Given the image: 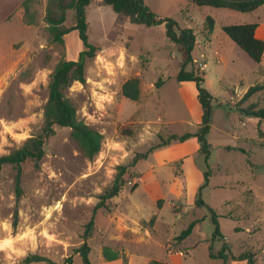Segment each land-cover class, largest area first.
<instances>
[{"label": "rangeland", "instance_id": "obj_1", "mask_svg": "<svg viewBox=\"0 0 264 264\" xmlns=\"http://www.w3.org/2000/svg\"><path fill=\"white\" fill-rule=\"evenodd\" d=\"M145 1L158 15L172 17L197 34L195 66L204 73V86L213 97L208 134L212 153L207 164L193 135L154 150L131 167L119 194L95 214L93 235L87 239L92 264H149L152 259L169 264H224L223 259L210 256L224 245L228 254L251 251L257 262L264 263V117L242 111L264 109V88L243 98L251 86L264 85V56L257 63L246 53L238 54L242 50L223 30L229 24H264V6L243 12L199 6L192 0ZM46 4L47 0H29L25 24L12 21L13 66L3 83L0 80V155L43 131L51 73L60 60L78 59L84 49L77 30L64 36L63 45L51 41L44 20ZM27 14L34 17L31 24ZM87 16L89 40L99 50L87 61L82 89L73 92L70 87L67 95L78 116L104 134L102 150L94 159L87 158L72 138L71 128L56 125L39 165L32 159L22 163L20 196L18 167L3 166L0 264H17L29 253L56 264H83L78 248L86 240L85 225L100 194L113 184L118 167L172 134H196L201 127L204 111L196 83L177 79L181 53L170 43L164 24L132 23L102 0L88 6ZM209 16L215 20L212 43L205 41ZM74 23L70 10L66 25ZM98 56L112 66L111 73ZM133 76L142 80L136 101L122 94L123 83ZM33 81L36 86L26 94L21 85ZM98 83L104 87L97 88ZM93 91L111 97L103 109L96 107ZM112 142L122 144L123 150L109 148ZM209 170V183L202 189L206 204L198 206V189ZM209 207L217 213L219 237L213 235ZM196 219L201 220L193 233L179 240ZM7 241L11 243L6 245ZM106 246L120 257L107 260ZM227 264L248 262L230 255Z\"/></svg>", "mask_w": 264, "mask_h": 264}, {"label": "trees", "instance_id": "obj_2", "mask_svg": "<svg viewBox=\"0 0 264 264\" xmlns=\"http://www.w3.org/2000/svg\"><path fill=\"white\" fill-rule=\"evenodd\" d=\"M28 1L25 0L23 6L28 10ZM94 0H47L46 14L44 20L47 23V29L50 34V39L53 43L60 45L64 44V36L73 30L79 32L80 39L84 44V49L80 52L78 59H62L60 60L50 76L49 81V98L45 106V124L43 131L38 135L29 137L24 144L10 152L9 154L0 155V173L5 164H12L18 167L17 174V194L21 193V165L23 162L32 159L39 165L40 160L44 157L46 150L45 144L47 138L55 133V126H68L71 128V136L77 141L82 148L85 156L89 159H94L102 150L104 142V134L96 128L89 125L85 120L78 116V110L72 99L67 95L68 89L74 81L85 82L86 64L88 59L97 55L99 47L94 45L89 40V22L87 16V8ZM199 6H214L228 7L235 10L250 12L264 5V0L232 3L223 0H192ZM104 4L112 6L113 10L120 18L127 19L132 23L143 24L148 27L164 24L166 34L170 43L181 53L180 70L177 75L179 81H194L198 90V97L203 106V116L201 127L196 134H172L167 139L150 148L145 153H138L131 163L120 165L119 171L113 184L100 194L99 202L95 205L94 215L85 225L84 237L85 241L78 248V252L82 257L83 264H92L90 258L91 246L87 239L93 235L95 227V214L103 207H108L107 203L113 197L117 196L124 185V176L128 170L136 165L141 159H146L154 150L171 144L175 141H186L195 135L200 144L199 152L205 156L208 164L212 149L211 143L208 140V134L211 130L212 119V94L204 86V73L200 67L195 66L193 58V50L197 44V34L190 27H182L180 23L172 17H162L154 12L146 3L145 0H102ZM73 10L74 25H66L68 12ZM29 24L32 23L33 16H29ZM215 20L209 16L207 18L205 34L210 36L214 31ZM257 23L229 24L223 27L225 33L237 43L249 57L257 63H261L264 56V39L256 35ZM192 66L189 69V66ZM264 85L256 84L251 86L245 93L243 98L252 96L255 92L262 90ZM142 92V80L140 76H133L126 80L122 85V94L134 101L138 100ZM249 116L264 117V109L255 110L253 108L242 109ZM210 168V166H208ZM210 170L204 172V183L198 189L196 204L201 206L206 204L202 199V189L209 183ZM212 212V220L215 225L214 237L221 236V228L218 221L216 211L209 207ZM201 219H196L183 230L178 236L179 240L187 238L193 233L194 227ZM227 245L223 249L214 254L210 252L212 258H221L224 264H227L229 256L234 260H247L248 264H264L259 263L254 258L255 253L251 251L242 252L239 255L234 253L228 254ZM104 256L107 260H115L120 257V253L106 246L104 248ZM48 262L56 264L50 258L39 255L37 253L27 254L17 264H31L34 262ZM149 264H169L167 261L152 259Z\"/></svg>", "mask_w": 264, "mask_h": 264}, {"label": "crops", "instance_id": "obj_3", "mask_svg": "<svg viewBox=\"0 0 264 264\" xmlns=\"http://www.w3.org/2000/svg\"><path fill=\"white\" fill-rule=\"evenodd\" d=\"M24 1L25 0H0V80L2 83L6 79L7 74L12 70L13 66L12 58L14 52V41L16 40L13 35H10L11 33L13 34L12 31L14 28V26H12V21H19V23L25 24L23 22L25 21V7L23 6ZM256 35L259 38L264 39L263 23L258 24ZM205 41L207 43H212V34L210 36H206L205 34ZM236 45L240 48L239 50H242L237 51L238 54L244 55L246 52L237 43ZM206 65L207 64L204 63L203 66Z\"/></svg>", "mask_w": 264, "mask_h": 264}, {"label": "clouds", "instance_id": "obj_4", "mask_svg": "<svg viewBox=\"0 0 264 264\" xmlns=\"http://www.w3.org/2000/svg\"><path fill=\"white\" fill-rule=\"evenodd\" d=\"M98 60L111 73L112 66L110 64H108L107 62H105L104 57L103 56H98ZM119 63H120V66L123 67V65H124V52L123 51H121ZM89 82L91 83V81H89ZM36 84H37V81H33V84L32 85H23L22 84L21 87L24 88L25 93L27 94V93H31L32 88L35 87ZM82 87H83V85L80 83V81H74L73 84H72V86H71V88H70V91H73L74 92V91H77V90L82 89ZM96 87L97 88H103L104 85L102 83H98V84H96ZM92 95H93V98L95 99L96 107L98 109H103L104 108V102L111 100V97L110 96L99 94L96 91H93ZM84 115L85 116H88L89 118H91L89 116V114L87 113V111L84 112ZM9 131H10V129H9ZM146 131H147V129H146ZM108 147L111 148V149L123 150V145L120 144V143H118V142L109 143L108 144ZM103 155H104V153L102 151L101 154H100L101 158H103ZM5 243L7 245L8 243H11V242L10 241H7Z\"/></svg>", "mask_w": 264, "mask_h": 264}, {"label": "water", "instance_id": "obj_5", "mask_svg": "<svg viewBox=\"0 0 264 264\" xmlns=\"http://www.w3.org/2000/svg\"><path fill=\"white\" fill-rule=\"evenodd\" d=\"M223 1H228L232 3H242V2H250V1H257V0H223Z\"/></svg>", "mask_w": 264, "mask_h": 264}]
</instances>
